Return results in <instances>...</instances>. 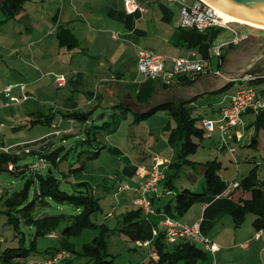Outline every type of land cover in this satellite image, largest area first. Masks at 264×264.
<instances>
[{
  "label": "crops",
  "instance_id": "1",
  "mask_svg": "<svg viewBox=\"0 0 264 264\" xmlns=\"http://www.w3.org/2000/svg\"><path fill=\"white\" fill-rule=\"evenodd\" d=\"M14 1L0 0V58L2 50L9 47L10 55L21 61L23 65L29 66V63L25 61L28 55L32 58L42 59L51 57L53 53L58 52L60 54L62 52L61 48L65 47L68 48L72 55L76 54L79 57L89 56L91 59L96 58L98 62H101L100 66L97 67L95 87L81 88L80 90L84 94L82 97L80 96L82 102L67 103L65 107L68 111L70 110L69 112L85 110L91 111V113L97 111L96 108L98 106L104 107L103 109L105 110L97 115V119H102L103 124H93L96 128L94 138L102 146H97L95 150L90 152H93L92 156L99 159L105 150L108 156L103 161L104 164L102 166L108 170H121L126 176L133 177L131 182L126 181L131 186L139 185L141 180L137 175L138 168L140 166L152 168L154 158L157 156L167 159V162L161 166L163 171L169 163L177 159L175 133L170 132L169 128L164 125L162 126L164 132L162 130H159V132L151 130L146 134L143 129L137 131L139 126L138 122H135L136 114L145 112L163 101L192 100L194 110L199 109L200 114L198 116H201L202 120H217L221 117L222 109L230 105L232 95L243 83L257 84L258 81L244 80L246 75L264 74V70L256 73L249 71L255 65L256 60L261 55H264V37L262 35H240L241 41L239 43H232V39L230 45L222 48V53L224 54L222 57L217 56V51L212 55L208 49L200 51L198 47L191 46L189 40L194 39L195 36H191L182 30L188 29L181 22L183 0H137L146 7L145 13L140 11L127 12L123 0H26L19 9L13 11ZM184 1L188 3V0ZM190 5L202 6V4L198 5V2ZM82 18H84L83 21L81 20ZM61 27L71 29L79 45L74 47L61 45L57 36ZM79 31H84L85 36L80 37ZM256 37L261 41L253 42ZM11 40L12 42L15 41V43L6 46L8 44L7 41ZM131 41L135 45L134 51L128 49L127 43ZM242 42L249 43L241 46ZM20 43L21 45H19ZM167 43L173 44L177 49H169L164 52L155 50L154 45L160 44L166 49ZM83 44L85 47H82ZM56 47L58 48L57 52L55 50ZM140 47L153 49L164 55L166 57V66L169 68L172 67V57L188 56L194 60L197 66L196 69L200 71L195 79L183 75L178 83L172 85H166L160 80L150 79L140 72L138 67L137 60ZM24 51L25 53H23ZM127 54L129 56L125 57ZM33 67L38 71L40 66L39 64H34ZM12 69L19 75L22 73L16 67H12ZM246 69H248V72L237 78ZM82 72V69L75 70V78H70V81L68 80V83L64 86L69 83L72 85L77 84ZM38 79L34 78L28 81L27 79L24 81L22 79L18 80V82H8L7 84L26 83L27 89L31 93V98L27 101H30L33 98L30 88ZM231 81L239 83L234 93L226 95L224 94L225 91L219 92ZM5 87L2 91L0 90V95L3 94L6 98H9L4 91ZM222 93L224 96L222 100H219L218 98H221L219 96ZM13 94H18V88L15 89ZM212 95H217V97H212ZM210 97L213 99H210ZM11 104L13 103L10 102L9 98L5 102V106L8 107ZM208 106L209 111L210 109L212 111L207 113L208 116H203V111ZM87 107L90 108L86 109ZM108 108H112V110ZM34 113L39 116L46 115L38 110H32L27 114L31 115ZM61 113L62 118L60 120H56V116L52 114L53 119L50 121H52L51 126L55 129V132L49 135L48 138H43V140L47 139L48 146L52 148L59 146L56 143L58 140H65L69 137L78 138L84 128H89L90 114L86 121H80L75 118L65 117V113ZM257 114L254 110L245 112L243 115L244 124L239 128L243 132V138L239 139L234 135L229 140L235 137V141L238 140L237 142L241 146L247 143L250 144L251 138L255 134ZM109 116L112 117L111 121L107 120ZM93 121H96V118H93ZM125 122H128L130 131L121 135ZM202 125L204 126L203 123ZM208 131L206 129V135L212 136ZM231 132L233 133L234 130L231 129ZM87 133L89 134L88 142L91 145L93 144L90 142L92 140L90 133L92 132L88 130ZM257 133L258 142L252 146L255 149L260 147V130ZM119 136L128 139V144L126 143L124 146ZM113 138L115 139L113 140ZM109 139L112 141L109 142ZM38 144L39 142L33 145L37 146ZM228 146H230V141ZM225 149L226 147H224L222 153L225 152ZM14 152L17 151L14 149ZM230 159L232 162L234 161L233 157ZM253 161L255 164H259V176H264V174L261 175L260 173L262 165H264V156L261 157V161H258L254 155ZM236 162L239 163L237 160ZM221 175L223 176L222 173ZM228 182L231 183L232 181ZM127 190H130L129 202L133 204V198L138 193L132 189ZM164 190L160 185L159 193L162 194ZM168 193L163 194L162 198L170 197V192ZM242 195L247 194L235 189L227 194L223 193L200 199L180 218V222L188 225L200 223L202 233L220 247L214 253L210 250V254L214 255L215 259L216 254L224 249L226 252L233 250V264H264V229L255 227L253 224L254 215L249 214L240 226H236L232 217L236 200ZM109 213L107 212L106 215ZM157 214L146 215L148 217L146 221L148 225L147 234L144 240L137 242L139 246L149 247L148 255L154 262L158 259L152 244V240L158 231L155 221L160 222L162 219V215L160 213ZM230 216L232 222L229 221V224L224 223L225 218ZM0 241H4V239L0 238ZM196 242L201 243L205 249L202 241ZM61 248H73V244L69 241ZM33 264H40V261L37 263L33 262ZM206 264L209 263L206 262ZM217 264L220 263L217 261Z\"/></svg>",
  "mask_w": 264,
  "mask_h": 264
},
{
  "label": "rangeland",
  "instance_id": "2",
  "mask_svg": "<svg viewBox=\"0 0 264 264\" xmlns=\"http://www.w3.org/2000/svg\"><path fill=\"white\" fill-rule=\"evenodd\" d=\"M195 2H198V5L201 4L200 0H188V4H193ZM81 20L83 21L84 18H82ZM247 25L244 23L240 24V22L231 23V26L235 28L241 36L245 34H261L264 37V30H261L262 28ZM219 28L221 29V31L213 40L212 45L207 48L212 55L220 47L230 42L236 36L234 31H232L231 29L225 27ZM78 34L80 37L85 36L84 31H79ZM12 40L7 41L8 44H6V46L15 43V41L12 42ZM255 41L259 42L261 40L256 37L253 39V42ZM247 43L249 42H242L240 45L243 46ZM19 45H21V43ZM127 45L130 51H134L135 45L133 41L128 42ZM166 46L167 47L165 49L163 45H154L155 50H157L158 52H164L166 50L174 48L177 49V47H175L171 43H167ZM82 47H85V45L83 44ZM57 49L58 48L56 47V52ZM25 51L23 53H25ZM61 51L62 52L60 54H58V52L53 53L51 57L42 59L32 58L28 55L25 59V61L29 63L28 66L26 64L23 65L21 61L17 60L15 57H13V55H10L11 53L9 47L2 50V56L0 58L1 91L8 82H18V80L22 79L23 81L26 79L28 81L33 80L34 78L38 79V77L39 79L30 88V91L33 94V98L26 103H13L11 104V106L7 107L5 106V102L8 101L9 98H6L3 94L0 95V146L3 145L4 147L13 148L17 151V153H20L22 151L29 152L25 149L28 148V145H30L29 147L36 149L40 148L42 144H44V147H47L48 141L47 139L43 140V138H48L49 135L55 132V129L52 126L43 123H38L34 126H31V124H29L30 118H33L35 116L34 114L36 113L32 115H28L27 113L32 110H38L39 112H43L44 114L51 113L56 116V120H60L62 118L61 112L68 113L70 111H68V109L65 107L67 103L72 104L75 101H78L79 103L82 102L80 96L82 97L84 94H82L83 91L80 90L81 88L88 89L95 87L94 84L97 82V67L100 66L101 62H98L96 58L91 59L89 56L79 57V55L76 54L72 55L69 52L68 48L65 47H62ZM127 56H129V54L125 55V57ZM34 64H39L40 67L38 71L33 67ZM12 67H16L17 69L21 70L22 73L19 75L17 72H15L14 69H12ZM77 69L83 70L82 74L79 76L77 84L72 85L71 83H69L66 86H58L57 83L54 82L56 81L58 76L64 75L68 83V80L70 81V78H75V70ZM238 85L239 83L237 81H233L230 85V88L225 91L224 94L230 95L234 93ZM29 94L31 93L29 92ZM224 94L222 93V95L219 96L221 98L218 99L222 100ZM217 95H212V97H217ZM212 97H210V99H213ZM89 108L90 107H87L86 109ZM103 108L104 107L98 106L96 108L97 111H94L90 114V129L84 128L83 132H81L78 138L69 137L65 140L60 139L56 142L59 146L64 145L65 149L63 154L65 156L62 163L60 164L61 171H59L56 167L55 174L62 179L61 188L68 192H73L75 188H78L77 186H73L76 181L83 179L89 181L90 186L94 188V193L99 196L101 203V208L97 213L93 215V220L97 223L105 222V224H108V226L112 229L118 226V223L120 222V219L122 217L121 214L124 211L134 208V205L129 202L130 190H127L125 188V184H128L126 183V181L131 182L133 180V177L126 176V174H124V172L121 170H108L103 167V161H105L108 156L105 150L103 151L99 159L95 156L92 157L93 152L90 151L95 150L97 146H102L97 142L96 138H94V136L96 135V132H94L96 128L93 124H103L102 119H97V115L99 114V112L105 110ZM108 109L112 110V108ZM210 111H212V109H210ZM210 111L209 106L206 107L203 111V116H208L207 113H210ZM199 114V109H195L194 115L198 116ZM93 118H96V121H93ZM169 119V114L159 111L158 113L150 116L148 119L138 123L139 127L137 128V131L143 129V131H146V134L151 130L158 132L159 130H162L164 132L162 126H165ZM107 120L111 121L112 117L109 116ZM88 130L92 132L90 133V137L92 138L90 142L93 143L91 145L88 141H82L84 138L89 137V134L87 133ZM129 131L130 128L128 127V122H125L122 128L121 135L122 133H129ZM263 131L264 128H261L259 135L260 147L258 149L249 146L248 143L241 146L237 142L238 140L235 141V137L232 140H229L230 146H227L219 129H216L214 132L208 131L212 136L206 135L202 140L196 139L200 142V146L196 153L189 156L190 159L195 161V164L193 166H187L184 168L183 173L177 180L178 188L189 186L192 189L198 191L203 190L205 187V182L204 167L202 163L206 160L214 158H218L223 162L221 173L226 180L234 181L236 177L237 179H241L244 174H246L251 168L255 166V163L253 161L254 155L257 157L258 161H261V157L264 156V147H262V145H264ZM120 137L121 136H119V138ZM114 139L115 138H113V140ZM127 140L128 139L121 137V142L124 144V146L127 143ZM108 141L111 142L112 140L109 139ZM33 142H39V144L37 146H34ZM224 147H226V149L225 152L222 153V151H224ZM230 147L235 148V157L238 158L239 163L235 160L233 162L231 161L230 158L233 157V154L230 151ZM83 149L85 150L82 151ZM39 155L28 153L26 154V156H24L21 163L33 164L37 160ZM45 160L47 162V167L50 166L51 162L47 158H45ZM80 166L84 167V169L82 170V177H74L73 174L76 173H73L70 169H75ZM263 166L264 165H262V168L260 170L261 175L264 174ZM26 172V175L28 176L30 168H28ZM64 175H66V178H64ZM116 175H118V177H116ZM27 176H19L8 171H0V190L2 191V193L9 194H11L13 191L20 190L23 187ZM118 189L120 190L118 191ZM77 212L78 209L70 203L61 204L51 200V204L47 206H37L35 215L37 217H42L49 214L55 215L59 213ZM107 212H110L109 215H106ZM7 218L8 217L6 214L0 213V238L5 239V241L0 242L1 253L8 246H23L24 244L29 245L35 233V227L27 224L22 225V233L17 232V230H15L9 223H7ZM231 219V216L226 217L224 223L229 224V221L232 222ZM158 227L164 229L165 225L161 222ZM97 234V229L89 228L86 229L81 236L67 239L62 236L61 230L59 229L51 235L40 236L38 238L37 252L28 255L26 258H16L10 263L7 262L4 264H33V262L37 263L39 261L40 264H48L46 259L49 257V254L45 252L46 248L62 247L66 242L70 241L73 244L74 248L81 249L84 243L93 240V238ZM22 236H24L25 239L21 242L19 238ZM197 245L199 247H203L201 243L197 242ZM216 246V249L212 250V253L219 250L220 247L217 243ZM109 249L114 254L116 262L120 264H141L143 262L145 264H154L153 259L148 255L149 247H142L139 246L135 241L129 239L127 240L123 232L119 231L118 229L112 232L109 236ZM210 253L211 251L209 250L208 259L206 261L209 264H217V261L220 264H233V250H229L226 252L224 249H222L221 252L216 254V259L215 256ZM0 264H2L1 258ZM171 264L184 263L180 261L178 263Z\"/></svg>",
  "mask_w": 264,
  "mask_h": 264
},
{
  "label": "trees",
  "instance_id": "3",
  "mask_svg": "<svg viewBox=\"0 0 264 264\" xmlns=\"http://www.w3.org/2000/svg\"><path fill=\"white\" fill-rule=\"evenodd\" d=\"M25 1L15 0L12 10L19 9ZM200 2L202 6L205 5L202 1ZM182 30L191 36H195L194 39L189 40L190 45L198 47L200 51L209 48L215 37L221 31L220 28L215 27L206 29L205 31H199L193 28ZM57 36L61 45H67L68 47L79 45V42L69 28L61 27ZM223 55L221 53L220 56L222 57ZM232 82L220 89L219 92L226 91ZM159 111L169 114L170 119L165 126L169 128L170 132L175 133L177 141V159L167 165V168L164 169V177L160 180V185L165 190L162 194L157 192L152 196L156 215H158L157 213L162 215L161 221L163 223L166 216L180 221V218L200 199L223 194L230 182L221 175L222 162L218 159H212L202 163L205 182L203 190L198 191L189 186L178 188L177 180L183 173L184 167L195 164V161L190 159L189 156L196 153L200 146V142L196 139L202 140L206 136V129L202 125L204 120H202L203 118L201 116L194 115L192 100H184L160 102L147 111L136 114L135 122L140 123ZM255 112L258 113L255 121L256 129L249 146L256 145L258 142L257 132L261 128H264V108ZM89 114H91V111L76 110L65 113V116L86 121L89 118ZM34 115L29 122L31 126L38 123L51 126L52 121L50 120L53 119L52 114L39 116L36 113ZM88 140L89 138H84L82 141L87 142ZM37 143L35 142L33 144ZM29 146V152L0 151V171H8L19 176H27L26 171L30 168V172L20 190L13 191L11 194L0 193V213L7 215V223L19 233H22L21 227L23 224L35 227V233L29 245L8 246L2 253L0 252L2 264L10 263L20 257L26 258L28 255L37 252L38 238L40 236L51 235L60 229L62 236L70 239L81 236L89 228L97 229L98 234L93 240L84 243L81 249L74 247L69 249L48 247L45 249V252L51 256L46 260L52 259L61 251H66L68 256L56 264H120L116 262L114 254L109 249V236L113 231L118 229L129 240L135 242L144 240L147 234L148 225L146 221L148 217L143 211V208L133 203L135 207L123 212L119 225L112 229L105 222H95L93 215L100 210L101 203L99 196L94 193V188L90 186V182L84 179L76 181L73 186H77L78 188H75L73 192H68L61 188L62 179L55 174L56 167L61 171L60 164L65 156L63 154L65 149L64 145L56 148L44 147L42 145L38 149ZM28 153L40 154L38 158H47L51 162L50 166L44 170H33L32 163H21L24 156ZM233 158V160L239 161L235 156ZM10 163L13 164V169L9 168ZM258 168L259 164H255L241 179H236L239 181V186L235 189L247 194L240 196L236 200L232 212L236 226H240L249 214H253L255 216L253 221L255 227L257 229H264V176H259ZM83 169L84 167L80 166L75 169L71 168L70 170L76 173L73 174L74 177H82ZM65 176L64 178H66ZM168 192H170L171 196L162 198V195L169 194ZM51 200L61 204L70 203L78 209V212L49 214L37 217L35 215L37 206H47L51 204ZM160 222L155 221V225L159 226ZM19 239L22 242L25 237L22 236ZM168 241L165 227L164 229L158 227L157 234L152 240V244L158 255L156 262L153 261L154 264H171L180 261L184 264H206L208 251L203 247H199L196 241L187 237H180L175 242L169 241V243Z\"/></svg>",
  "mask_w": 264,
  "mask_h": 264
},
{
  "label": "built area",
  "instance_id": "4",
  "mask_svg": "<svg viewBox=\"0 0 264 264\" xmlns=\"http://www.w3.org/2000/svg\"><path fill=\"white\" fill-rule=\"evenodd\" d=\"M123 1L126 11L129 13H134L136 11L142 13L146 12V7L141 5L137 0ZM203 3L205 5L196 7L183 0L181 7L182 25L199 31H205L206 29L213 27H225L234 31L236 35L231 42L239 43L241 41V36L240 33L231 26L232 21H225L219 16L213 7L205 2ZM231 42H228L224 46L230 45ZM224 46L217 50V56L221 55ZM171 61L172 67L169 68L166 66V57L164 55L153 49L144 47H140L138 50L137 63L140 72L144 73L148 78L160 80L166 85L178 83L183 75L195 79L200 71L196 69L197 66L194 63V60L190 59L188 56H174L171 58ZM244 78V80H255L258 82L257 84L243 83L232 95L230 105L225 106L222 109V114L219 119H206L203 121L207 130H220L227 146L229 138L234 135L239 139L243 138V132L238 127L244 124V113L248 110L259 111L264 108V74H250L246 75ZM56 82L59 86H63L67 83V79L64 75H61L57 77ZM17 88L18 94H13ZM4 91L9 96L11 103H22L31 98L26 83H9L6 85ZM231 129L234 130L233 133L231 132ZM25 149L26 151H29L28 148ZM0 151L14 152V149L0 146ZM230 151L233 156H235V148L230 147ZM166 162L167 159L157 156L154 158V165L152 168L146 166H140L138 168L137 175L141 178L139 185L133 187L130 184H125L126 189H132L138 193L137 196L133 198V203L142 207L147 215L156 214L152 196L159 192L160 180L164 177V171L161 169V166ZM9 168L13 169L12 163L9 164ZM46 168L47 162L44 157L37 158L32 164L33 170H44ZM237 186H239V181L235 179L229 184L224 193L227 194L232 192ZM0 193H2V191ZM163 224L165 225L167 238L171 242L177 241L180 237H187L193 241H202L206 250L212 251L217 247L216 243L202 233L200 223L188 225L173 217L166 216L163 220ZM66 256H68V253L66 251H61L52 259L47 260V262L48 264H56Z\"/></svg>",
  "mask_w": 264,
  "mask_h": 264
},
{
  "label": "water",
  "instance_id": "5",
  "mask_svg": "<svg viewBox=\"0 0 264 264\" xmlns=\"http://www.w3.org/2000/svg\"><path fill=\"white\" fill-rule=\"evenodd\" d=\"M208 1L219 6L220 8L225 10L226 13L228 14L249 18L264 23V0H208ZM263 57L264 55H261V57L256 60L255 64L261 61ZM247 72L248 69H246L240 75H238L237 78L245 75Z\"/></svg>",
  "mask_w": 264,
  "mask_h": 264
},
{
  "label": "bare ground",
  "instance_id": "6",
  "mask_svg": "<svg viewBox=\"0 0 264 264\" xmlns=\"http://www.w3.org/2000/svg\"><path fill=\"white\" fill-rule=\"evenodd\" d=\"M203 1L208 3L211 7H213L216 10V12L219 14V16L221 18H223L225 21L240 22V23H244V24H248V25L257 27V28L264 29V23L263 22L253 20V19H249V18H244V17L237 16V15L228 14V13H226L225 10H223L219 6L215 5L214 3H212L208 0H203Z\"/></svg>",
  "mask_w": 264,
  "mask_h": 264
},
{
  "label": "flooded vegetation",
  "instance_id": "7",
  "mask_svg": "<svg viewBox=\"0 0 264 264\" xmlns=\"http://www.w3.org/2000/svg\"><path fill=\"white\" fill-rule=\"evenodd\" d=\"M263 70H264V57L261 61L256 63L249 71H251L252 73H256V72H261Z\"/></svg>",
  "mask_w": 264,
  "mask_h": 264
}]
</instances>
